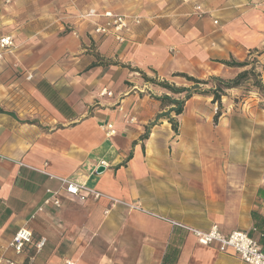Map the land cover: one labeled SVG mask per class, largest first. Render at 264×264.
Returning a JSON list of instances; mask_svg holds the SVG:
<instances>
[{
    "label": "crops",
    "instance_id": "crops-1",
    "mask_svg": "<svg viewBox=\"0 0 264 264\" xmlns=\"http://www.w3.org/2000/svg\"><path fill=\"white\" fill-rule=\"evenodd\" d=\"M13 1L0 7V36L12 32L18 43L0 59V258L163 264L176 250L175 264H250L200 244L169 220L202 230L217 224L224 233L244 230L264 246L263 105L248 95L235 108L229 95L239 90L227 89L215 122L213 97L196 94L178 116L176 132L167 118H157L172 106L159 99L169 90L145 76L177 86L185 85L180 72L234 78L245 68L225 62L264 47V0H199L207 10L202 17L182 0L80 8L140 16L123 43L94 33V19H78L67 0ZM205 34L221 42L213 47ZM16 62L31 79L27 73L11 78ZM105 88L113 95H100ZM103 122H113L116 135L108 138ZM102 159L110 165L100 172ZM62 178L101 197L70 196ZM47 189L62 193L60 207L39 209ZM22 228L34 241L18 254L10 242Z\"/></svg>",
    "mask_w": 264,
    "mask_h": 264
},
{
    "label": "built area",
    "instance_id": "built-area-1",
    "mask_svg": "<svg viewBox=\"0 0 264 264\" xmlns=\"http://www.w3.org/2000/svg\"><path fill=\"white\" fill-rule=\"evenodd\" d=\"M184 2H194V11L196 14L203 16L207 13L206 9L199 0H183ZM88 19H94L93 28L94 33L102 36H113L120 43L126 42L130 39L134 28L141 23V17L133 13H124L115 11L113 9H104L98 11L97 9H90L84 15ZM218 21H215V23ZM15 37L11 34H4L0 36V59H2L7 52H10L15 47ZM32 75H28L30 79ZM112 96L113 92L103 89L100 95ZM128 122L136 121L133 116L124 115ZM101 128L105 131L108 138L113 137L117 133V129L113 122H103L100 124ZM100 165L107 167L109 162L105 159L100 161ZM62 185L67 194L76 197L80 200H86L90 195L95 198L101 197V192L93 188L87 187L85 184L78 181L62 178ZM48 196L46 197L42 206L39 207L43 210L45 206L51 205L60 207L61 197L63 196L60 191H53L47 189ZM173 226H177L188 234L193 235L200 244L215 245L220 251H232L240 256L242 260L250 264H264V246L258 239L254 238L247 231L234 230L231 233H224L221 231L217 224H213L208 230H202L196 227L188 226L184 223L169 220ZM264 236V234H263ZM34 241V234L28 228L20 229L10 242V246L16 253H23L27 246ZM45 243V239H40L35 242L37 250H40ZM32 259V258H31ZM68 264H73L70 261ZM0 264H16L15 261L9 258H0Z\"/></svg>",
    "mask_w": 264,
    "mask_h": 264
},
{
    "label": "rangeland",
    "instance_id": "rangeland-1",
    "mask_svg": "<svg viewBox=\"0 0 264 264\" xmlns=\"http://www.w3.org/2000/svg\"><path fill=\"white\" fill-rule=\"evenodd\" d=\"M57 1H60V0H57ZM63 1H62L61 4H63ZM13 2H14L13 0H11L9 3H8V0H2L0 2V7L3 4L8 7L9 4H11ZM182 2H184V1L182 0ZM67 3H70L73 6L74 11H72L71 13L76 14V17H78V19L89 20L87 17L84 16L86 11H82V9H80L81 7L84 8L85 5H87V4L88 5L92 4L93 6H96V5H99V4L100 5H110V6H112L115 2L113 0H100V1L99 0H74V2L72 3V0H67ZM184 3H186V2H184ZM188 3L189 4H193V7H194V2H188ZM91 9H96V8H91ZM204 9H205V7H204ZM192 11H193V13H195L194 10H192ZM126 13H128V12H126ZM196 15L199 16V17H202V16H200L198 14H196ZM59 20L63 21L62 23H66L64 21L67 20V18L66 17H61V18L59 17ZM141 20H142V18H141ZM216 24H218V22H216ZM218 25H220V24H218ZM66 26H67V28L69 30L73 31L74 35H77L78 34L77 30L75 29V27L73 26L72 23H69ZM9 34L13 35L14 33L10 32ZM205 36L206 37H209L210 39H212V42H215L212 45L213 47H217L218 44L221 42L220 39H219V37H217V36H214L213 35V37H211L209 34H205ZM15 43H16V45H15V47H16L18 45V43L16 42V40H15ZM232 61H236V60L232 58L231 60H229L227 62H232ZM243 61H250V62H252V66H245V67L233 66V67H236V68H245V70L246 69H251V72L249 73V75L246 78H244L242 80V82L237 87H234V88L238 89L239 91L236 94L229 95V97H231V104H233V106L235 108L236 107L239 108V105L243 101V98L244 97H247L248 95H251V96H253L254 99H259L260 100L259 103H261V105H263V107H264V82H263V77H262L263 76V71L262 70H264V62H261V61H264V47L261 48L260 51H258V52H255V51L251 52V56L247 57ZM18 67H20L19 64H17V62L14 63V69H15L14 71L15 72H14V75H12L11 78H16V77L22 76L24 73L25 74L27 73V71H24L23 69L18 68ZM180 73H183V72H180ZM26 75H27L26 76L27 77V80H29L28 79V75H31V74L30 73H27ZM188 75L197 78L194 75H191V74H188ZM180 77L183 78V81L185 83L184 86H186V87H192V85H193V82L192 81L187 80L185 77H182V76H180ZM212 77H220V78H223L221 76H212V75L206 76V77L201 78V79L200 78H197V79H200L201 81H207V80L209 81L208 84L200 83L201 89H209L213 85V82L211 80ZM223 79L229 80L230 78H223ZM231 79H233V78H231ZM154 80L157 81L158 83H160V82H168L169 83V81H166V80H163V79H157V78H155ZM172 85H175V84H172ZM182 86L183 85H179L178 87H182ZM107 90L108 91H111L109 89H107ZM14 91L16 93H18L20 90H19L18 87H15L14 88ZM169 93H170V95L173 98H184L187 92H183V93H180V94H174L171 91H169ZM227 93H228L227 90H225V94L222 95L221 100L218 101V102H215V104H217V107H218L217 108V112H219V114H220L219 117L223 114V112L225 110V105H227V96H228ZM202 95H209V96L214 97L210 93H204ZM103 96L106 97L108 95L106 94V95H103ZM236 111L239 112V110H236ZM171 114H172L173 117H175V113L174 112H172ZM219 117H218V120H219ZM124 120H127V118H124ZM214 121H215V119H214ZM216 122H218V121H216ZM179 125H180V123H179Z\"/></svg>",
    "mask_w": 264,
    "mask_h": 264
},
{
    "label": "trees",
    "instance_id": "trees-1",
    "mask_svg": "<svg viewBox=\"0 0 264 264\" xmlns=\"http://www.w3.org/2000/svg\"><path fill=\"white\" fill-rule=\"evenodd\" d=\"M225 64L230 66H239V67L252 66V62L250 61H232V62H225ZM250 72L251 69H246L241 73H239L235 78L229 80H225L220 77H212L211 80L213 82V85L209 89H201L200 87V83L208 84L209 83L208 80L201 81L200 79H197L186 73H177L176 75L185 77L187 80L192 81L193 82L192 87H186V86L178 87L168 82L158 83L154 79L148 78L146 76L145 78L154 84H157L159 86L164 87L165 89H168L174 94L187 92L184 98H173L171 95H164L159 97V99H161L165 105H172V106L170 107L169 110L160 113L157 118H167L171 123L173 129L177 132L179 125V120L177 118L179 115L183 113L185 103L188 99H190L192 96L196 94L210 93L211 95L214 96L213 101L218 102L221 100L222 95L225 94V90L237 87L242 82V80L249 75ZM172 112L175 113V117L172 116L171 114ZM219 115H220L219 112H217L215 115V122L218 121ZM260 222L262 223L264 221H260ZM255 223L258 226L260 224L258 219L256 220ZM176 260H177V251L173 250L164 258L163 264H175Z\"/></svg>",
    "mask_w": 264,
    "mask_h": 264
},
{
    "label": "water",
    "instance_id": "water-1",
    "mask_svg": "<svg viewBox=\"0 0 264 264\" xmlns=\"http://www.w3.org/2000/svg\"><path fill=\"white\" fill-rule=\"evenodd\" d=\"M103 168H104V166H101L99 169H98V171H102L103 170Z\"/></svg>",
    "mask_w": 264,
    "mask_h": 264
}]
</instances>
